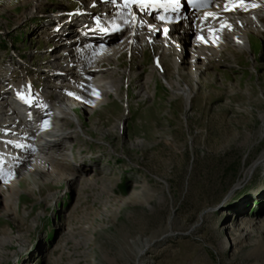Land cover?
<instances>
[{
    "label": "rangeland",
    "instance_id": "1",
    "mask_svg": "<svg viewBox=\"0 0 264 264\" xmlns=\"http://www.w3.org/2000/svg\"><path fill=\"white\" fill-rule=\"evenodd\" d=\"M85 9L82 0H0L3 96L29 71L42 87L40 97L50 85L75 87L84 80L46 72L66 53L59 40L75 31ZM251 39L246 51L225 48L199 70L190 69L184 87L192 97L184 100L164 76H153L162 49L130 45L116 61L123 65L116 78L123 97L112 96L95 114L73 103L81 111L74 116L78 124L65 134L77 142L75 150L61 141L74 156L72 167L86 166L80 175L91 180L99 168L106 170L111 190L102 194L65 178L50 187L27 176L15 205L7 204L8 196L0 203V264H264V161L258 163L264 153V32ZM164 58L160 68L172 71V60ZM146 69L150 75L144 76ZM132 71L144 76L148 97L131 86ZM12 79L17 83L10 86ZM113 121L122 123L117 136L90 134L112 131ZM138 141L144 146L135 148ZM134 240L132 256L116 258L114 248ZM145 240L151 246L137 258Z\"/></svg>",
    "mask_w": 264,
    "mask_h": 264
},
{
    "label": "bare ground",
    "instance_id": "2",
    "mask_svg": "<svg viewBox=\"0 0 264 264\" xmlns=\"http://www.w3.org/2000/svg\"><path fill=\"white\" fill-rule=\"evenodd\" d=\"M82 2L86 6L84 17L101 18L105 26L102 27L98 23V32L93 33L87 44L73 43L74 39L70 37L76 36L75 34L60 39L58 45L66 53L52 59L51 62L55 61L56 64L51 65L52 67L47 70L46 74L52 73V77L63 79H74L77 75L84 77L85 81L77 82L76 85L74 84L75 87L57 86L55 88L50 85L46 88L47 94L42 97L35 92V101L41 102L42 108L45 102L56 106V113L59 117L52 124L56 130L48 131L47 127L50 125L39 128L35 125V116L25 123H20L13 115L15 111H18V107L6 103L4 94L0 92V187H4L3 193L0 194V203L4 202V197L8 196L7 204L14 206V196L19 191V187L26 185L27 176L31 180L44 181L50 187L65 178L66 181L71 182L82 180L83 188L95 186L102 194L111 190V184L104 181L103 174H106V170L99 168L100 173L97 172L95 175H98L91 180H86L80 175L81 172H85L86 166L73 168L74 156L71 149L64 150L61 141L69 134L65 132H70V125L78 124L75 117L77 118L78 112L81 111L76 109L73 103H79L78 105L82 107L86 106L92 114H95L106 105L112 96L123 97L122 79H116L117 75L122 76L124 73L123 71L120 72L121 74L117 73L118 69L122 70L120 68L123 65L116 66V61L130 49V45L135 44V48H139L143 42L148 48L153 45L162 49L158 52L159 64L153 71V76H164L172 92L184 100L192 97L191 90L184 87L187 76H190L192 71L199 70L202 62L209 63L210 59L224 52L225 48L230 50L229 48L235 47L239 51H246L252 44V33L264 32V0H212L201 9L188 10L184 6L183 9L173 10L171 19L167 18L166 12L163 11L166 8L175 9L176 0L167 3L164 7H161L158 0H82ZM34 8L32 7L28 13H33ZM177 12L180 15L176 17ZM126 27L128 29L125 35L114 38L115 40L110 39ZM165 56L166 59L172 60L171 68L175 71L173 69L172 72L169 69L167 72L164 68H160V58L163 60ZM112 66L115 72L109 75L107 72ZM183 67L185 70L179 71ZM150 70L146 69L143 75H150L148 74ZM133 72L131 86L134 89L141 88L140 95L148 97L150 94L144 95L143 92L146 83L144 76L139 77ZM181 74L179 82L176 81V76ZM23 84L24 82H21L14 87L15 97L20 96L19 88ZM112 123H114L111 126L114 128L112 131L108 129L101 132L91 130L90 134L99 138L103 137V139L117 136L122 123L117 121ZM110 124V122L106 123V128ZM19 125L25 128L20 130ZM5 129L10 131L16 129L18 133L9 135V133L2 132ZM81 132L85 134V131ZM72 137L76 136L73 134ZM133 145L139 148L143 147L144 143L138 141ZM262 161H264V153L258 163ZM256 165L254 163L247 173L249 174ZM61 167L66 169L59 172ZM19 199L22 200V196ZM12 212L14 209H10L8 213L13 214ZM243 216L250 217L247 214ZM143 242L138 250L137 258L147 252L151 246L150 241ZM133 244L135 240L128 245L115 247L116 258L133 254Z\"/></svg>",
    "mask_w": 264,
    "mask_h": 264
},
{
    "label": "snow or ice",
    "instance_id": "3",
    "mask_svg": "<svg viewBox=\"0 0 264 264\" xmlns=\"http://www.w3.org/2000/svg\"><path fill=\"white\" fill-rule=\"evenodd\" d=\"M177 2H178V0H177Z\"/></svg>",
    "mask_w": 264,
    "mask_h": 264
}]
</instances>
